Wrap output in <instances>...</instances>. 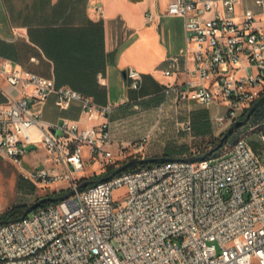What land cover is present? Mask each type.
I'll return each mask as SVG.
<instances>
[{
	"label": "built area",
	"instance_id": "built-area-1",
	"mask_svg": "<svg viewBox=\"0 0 264 264\" xmlns=\"http://www.w3.org/2000/svg\"><path fill=\"white\" fill-rule=\"evenodd\" d=\"M243 3L169 0L164 12L181 18L184 30L181 64L168 58L163 71L183 80L166 92L172 90L176 102L220 108L212 118L219 136L264 91V0H252L255 9ZM157 16L146 13L144 20ZM0 72L15 91L2 89L0 157L20 165L27 147L40 143L43 164L50 167L26 171L25 177L40 185L65 182L60 193L74 191L0 223V264H264V164L244 137L216 158L162 160L75 192L74 176L88 162L113 161L104 149L110 143V106L5 60ZM125 77L128 88H140L134 69ZM98 81L104 84L101 76ZM51 94L59 109L75 101L86 122L102 121L85 127L66 119L42 121L40 107ZM176 126L191 131L189 121ZM259 137L264 143V133ZM148 138L146 133L121 142L118 155L141 152ZM121 186L125 195L114 200L112 191Z\"/></svg>",
	"mask_w": 264,
	"mask_h": 264
},
{
	"label": "crops",
	"instance_id": "crops-1",
	"mask_svg": "<svg viewBox=\"0 0 264 264\" xmlns=\"http://www.w3.org/2000/svg\"><path fill=\"white\" fill-rule=\"evenodd\" d=\"M168 1L0 0V64L8 61L11 67L53 80L55 87H68L97 105L110 106V143L104 149L112 154L113 161H123L132 154L136 159L159 157L162 153L148 149L139 153L129 150L122 155H118V150L121 142L137 141L150 134L159 123V116L180 118L189 112V101L176 102L173 91L166 92L170 85L183 80V76H164L167 59L178 58L181 64L184 49L183 21L164 14ZM243 5L255 9L252 0H244ZM146 13L158 16L146 22ZM128 68L139 74L138 90L128 88ZM2 89L15 95L0 72V105L6 102ZM55 99L51 94L41 105L42 121L56 123L66 119L79 122L81 127L102 121L86 122L79 103L73 101L61 110ZM205 108L217 112L212 118L221 111L215 105ZM251 120L234 133L247 127L242 137L264 164V143L259 137L264 133V120L250 125ZM33 136L38 137L36 131ZM193 153L182 152L180 157ZM45 156L40 143L27 147L18 165L20 173L13 175L12 180L16 185L27 182L31 187L19 191L21 188L16 186L10 193L8 181L14 164L0 157V214L12 207H27L39 198L55 196L65 188V183L57 182L48 192L41 191L37 188L40 184L25 177L26 171L50 167L43 164ZM86 165L97 173V163Z\"/></svg>",
	"mask_w": 264,
	"mask_h": 264
},
{
	"label": "rangeland",
	"instance_id": "rangeland-1",
	"mask_svg": "<svg viewBox=\"0 0 264 264\" xmlns=\"http://www.w3.org/2000/svg\"><path fill=\"white\" fill-rule=\"evenodd\" d=\"M170 101V99H168ZM189 112L184 115V117L177 118L173 115H163L159 116V123L155 126L154 129L150 131V137L147 141V143L143 146V150L148 149L151 151H154L156 153H162V155H159V157L149 158V159H184L186 157H180V154L182 152H186V154H190L191 152H194L197 156L202 151L208 152L211 149H213L221 140V137L225 131L222 132V135L219 136V133L217 134L216 127L213 125L212 122V114L217 113L216 111H211L205 106L197 105L192 102L187 103ZM258 118H261L260 120H264V106L260 109ZM187 119V120H186ZM182 120L189 121L191 123V131L185 132V131H177L176 123H180ZM254 120V121H253ZM251 120L250 125L255 123L257 120L256 118H253ZM182 121V122H184ZM214 126V127H213ZM247 128V127H246ZM246 128H243L239 132H233L232 135L229 137L227 142L225 143L224 147L218 149L217 151L213 152L211 155H208L205 158H216L221 156L224 152H226L229 147L232 145V143L235 141V139L242 137L245 134ZM27 151V150H26ZM126 153H129V150L124 151ZM123 152V153H124ZM164 154V155H163ZM133 156V154H132ZM131 155L126 156L123 161H127L128 159H133ZM140 159V158H139ZM148 159V158H147ZM123 161H112L108 164H101V166H98L99 169H97V173H102L107 166H112L115 169L119 167L120 163ZM126 162V163H127ZM153 161H148L146 163H143L142 165L137 164V168L142 166H151L153 165ZM125 171H131L130 169H125ZM20 173L19 166L14 165L12 166L11 173H10V179L8 184V193L11 192V189L18 187L19 185L14 184V180H12V176H17ZM97 173L93 172V169L86 165V168L84 172H82L79 176L75 175L74 178H78V185L81 184L84 181H92L94 180L93 177L98 175ZM56 182L48 183L46 185L37 186L38 189L41 191L48 192ZM65 183V182H63ZM19 184V183H18ZM38 185L37 183H34ZM92 185V184H90ZM31 187V184L27 182H21L19 188H21L19 191H23L25 187ZM23 187V190H22ZM70 190L65 189L63 193H58L55 196L62 195L64 193L69 192ZM126 192V187L121 186L118 188H115L112 191V198L114 200H121ZM15 218H11L9 220H12Z\"/></svg>",
	"mask_w": 264,
	"mask_h": 264
},
{
	"label": "water",
	"instance_id": "water-1",
	"mask_svg": "<svg viewBox=\"0 0 264 264\" xmlns=\"http://www.w3.org/2000/svg\"><path fill=\"white\" fill-rule=\"evenodd\" d=\"M264 102V94L259 97L252 105L251 107L248 108L247 110V113L245 115V117L242 119V120H238V121H235L230 127H228L226 129V131L223 133L222 137H221V140L220 142L213 148L209 151V155L215 151H217L218 149L221 148L222 146V143L225 139L228 138V136L230 135V133L239 128L240 126H242L244 123L247 122V120L249 119L250 115ZM197 159V157L195 156H191V157H188L186 160H189V161H195ZM161 160H165V161H168V160H173V159H166V158H161ZM150 161V159H136V158H133V159H130L127 163L117 167L109 176L103 178V179H98V180H92V181H84L82 182L81 184H79L75 190V192H80L82 190L83 187L85 186H88L90 184H96V183H99V182H102V181H106L108 180L109 178L113 177L114 175L118 174L119 172L125 170L128 166H131V165H137L139 163H146ZM74 191H70L64 195H60V196H48V197H43L39 200H36L34 203L30 204L29 206H27L24 211H23V214L21 217H24L25 215H27L29 212H31L32 210H34L35 208H37L39 205H41L42 203L44 202H56V201H59V200H62L63 198H65L66 196L72 194ZM5 221L1 222V223H4Z\"/></svg>",
	"mask_w": 264,
	"mask_h": 264
},
{
	"label": "trees",
	"instance_id": "trees-1",
	"mask_svg": "<svg viewBox=\"0 0 264 264\" xmlns=\"http://www.w3.org/2000/svg\"><path fill=\"white\" fill-rule=\"evenodd\" d=\"M264 94V91L261 93V95L259 96V97H261L262 95ZM258 97V98H259ZM264 106V102L250 115V117H249V119L247 120V122H249L251 119H253V118H256V120H260L261 118H258L260 115H258L259 114V112H260V109L262 108ZM248 110V109H247ZM247 110H245L244 111V113H243V115L240 117V120H242L244 117H245V115H246V113H247ZM246 122V123H247ZM246 123H244V124H246ZM243 124V125H244ZM235 130H237V129H235ZM235 130H233L231 133H230V135L228 136V138L227 139H225L224 141H223V143H222V146H221V148L222 147H224V145H225V143L227 142V140L229 139V137L232 135V133L235 131ZM209 151L208 152H205V151H202L200 154H199V156H197V158L198 159H200V158H203V157H207L209 154ZM212 154V153H211ZM210 154V155H211ZM130 159H128V161H129ZM150 161H153L154 163H158V162H161L162 160L161 159H150ZM127 161H123V162H121L120 163V165L119 166H121V165H123V164H125ZM140 165H142L143 163H139ZM137 168V166L136 165H131V166H128L127 167V169H130V170H133V169H136ZM115 170V168L114 167H112V166H107L106 168H105V170L102 172V173H99L98 175H96L95 177H93L94 178V180H98V179H103V178H105V177H107V176H109L113 171ZM88 186H90V185H88ZM88 186H85V187H83L82 188V190H84L85 188H87ZM39 199H41V198H39ZM39 199H36V200H39ZM47 202H44V203H42L40 206H42V205H44V204H46ZM26 207H12V208H10L9 210H6V211H4L3 213H1L0 214V223L1 222H3V221H5V222H7V221H10L9 219H10V217L11 218H15V219H18V218H20L21 216H22V214H23V211H24V209H25ZM13 220V219H12Z\"/></svg>",
	"mask_w": 264,
	"mask_h": 264
}]
</instances>
